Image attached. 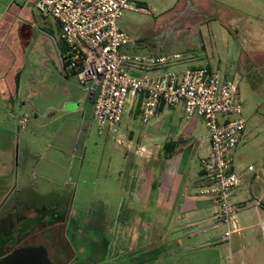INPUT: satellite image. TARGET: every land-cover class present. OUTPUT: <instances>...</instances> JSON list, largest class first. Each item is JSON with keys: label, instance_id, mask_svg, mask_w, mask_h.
Wrapping results in <instances>:
<instances>
[{"label": "rangeland", "instance_id": "rangeland-1", "mask_svg": "<svg viewBox=\"0 0 264 264\" xmlns=\"http://www.w3.org/2000/svg\"><path fill=\"white\" fill-rule=\"evenodd\" d=\"M130 2L147 12L126 9L118 20L119 27L131 38L128 52L164 56L170 71L219 69L237 85L247 129L234 155L235 166L254 167V172L245 173L246 179L259 175L264 167V0ZM32 10L40 27L51 26L61 42L59 22L44 19L36 9ZM14 40L11 33L8 43ZM59 56L32 68L28 85L31 98L23 94L11 102L0 98V199L14 190L6 199L7 205L15 202L24 206V211L32 209V215L39 208L46 217L39 238H54L64 250L63 264L72 255V264H130L129 251H141L146 246L141 242L134 249L127 224L135 219L134 215L145 219L155 207L154 199L157 204L161 194L156 189L152 197L145 192L143 203L132 204L127 190L131 183L129 172L137 168L142 179L148 170H154L157 177L167 158L166 143L176 141L179 146H187L185 149L193 148L200 140L208 144V129L201 117L187 118L182 108H165L149 124L142 123L137 109L125 115L120 136L100 135L92 102ZM138 73L152 75L155 68ZM18 118H26L24 125ZM218 119L223 120L220 116ZM199 164L198 157L192 159L193 168L198 170ZM132 207L137 210L131 211ZM259 207L264 209V201ZM221 233L222 228L215 229L208 236ZM248 233L241 228L231 243L220 244L216 253L229 251L230 247L243 250L247 240L241 234ZM252 234L255 244L249 250L254 256L238 264L264 263V257L260 259L255 254L258 247H264V234L260 228ZM123 242L128 256L117 259L115 255ZM2 243L3 240L0 246L5 242ZM44 244L53 261L50 244ZM28 246L43 245L35 241ZM199 254L200 249H189L188 262Z\"/></svg>", "mask_w": 264, "mask_h": 264}, {"label": "built area", "instance_id": "built-area-1", "mask_svg": "<svg viewBox=\"0 0 264 264\" xmlns=\"http://www.w3.org/2000/svg\"><path fill=\"white\" fill-rule=\"evenodd\" d=\"M35 7L44 19L59 22L66 45L64 68L91 98L100 135L120 136L125 115L137 109L144 124L162 108H182L187 118L204 120L210 148L200 160L199 192L216 206L210 229L222 228L219 241L231 243L241 230L233 194L245 182V173L255 170L235 166L234 155L247 129L237 85L219 69L170 71L164 56L128 52L131 38L118 20L126 9L147 12L130 0H36ZM154 68L152 75L138 73Z\"/></svg>", "mask_w": 264, "mask_h": 264}, {"label": "crops", "instance_id": "crops-1", "mask_svg": "<svg viewBox=\"0 0 264 264\" xmlns=\"http://www.w3.org/2000/svg\"><path fill=\"white\" fill-rule=\"evenodd\" d=\"M14 5L20 10H16ZM32 9H36L35 0H0V98L2 100L8 99L11 102L22 94L24 98H31L32 90L28 91V85L31 83L32 68L57 55H60V60L63 61L66 45L61 40V35L60 42L54 36L51 26L48 25L47 29L40 27V21L34 17ZM22 17L23 23L20 22ZM11 33L14 34L15 40L13 43H8ZM88 100L92 102L90 98ZM77 107L74 110H77ZM163 111L164 108L158 114ZM179 145L175 154L165 159L164 168L159 171L157 177L155 173L153 174L154 170H148L143 180L137 168L129 172L131 183L128 184L130 189L127 190L132 204L143 203L145 192L150 197L154 195L155 189L161 194L157 204L154 199L155 207L145 219L140 215H134L135 219L127 224L126 228L130 227L128 236L134 249L135 246L138 248L141 242L146 246V249L141 251L136 249L129 251L128 255L132 260L130 264H194L196 261L201 264H212L214 261L217 264H238L241 259H246L249 255L254 256L249 250L255 244L253 230L260 228L264 234V209L259 207L264 201V167L261 168L259 175L255 174L246 179L233 194V202L238 207L240 226L249 231L247 235L241 234L247 240L245 250L230 247L229 251L216 253L217 247L225 243L219 241V234L208 236V233L213 231L210 226L216 206L199 192L203 185L200 166L198 170L191 166L192 159L198 157L200 163V160L208 154L210 142L208 140L207 144L205 140H200L190 149ZM180 148L183 149L178 153ZM13 191L10 190L0 199V243L2 240L3 243L5 242L0 246V259L13 250L36 241L43 246L44 243L50 244L54 264H63L64 250L56 245V241L52 240L54 238L47 237L43 240L44 243L41 240L43 238H39L43 233V226H46V217L41 215L39 208H35L37 214L32 215L30 213L32 209L28 208L24 211L26 208L15 202L6 204V199ZM130 210L137 209L132 207ZM126 231H124L125 238H127ZM156 242L160 245L155 247ZM124 244L125 242L122 243L115 258L126 257L128 251L123 249ZM156 248L162 249L161 252H156ZM193 248L200 249V254L188 262L189 249L191 251ZM258 248L260 250L255 254L261 259L264 257V247ZM73 261L72 255L67 264H72ZM245 264L255 263L249 261Z\"/></svg>", "mask_w": 264, "mask_h": 264}, {"label": "water", "instance_id": "water-1", "mask_svg": "<svg viewBox=\"0 0 264 264\" xmlns=\"http://www.w3.org/2000/svg\"><path fill=\"white\" fill-rule=\"evenodd\" d=\"M0 264H54V262L46 247L22 246L2 257Z\"/></svg>", "mask_w": 264, "mask_h": 264}, {"label": "trees", "instance_id": "trees-1", "mask_svg": "<svg viewBox=\"0 0 264 264\" xmlns=\"http://www.w3.org/2000/svg\"><path fill=\"white\" fill-rule=\"evenodd\" d=\"M138 113H139V110H138ZM178 144L179 143L176 141H170V142L165 144L164 152H165V155L167 158H170L175 154V151L177 150Z\"/></svg>", "mask_w": 264, "mask_h": 264}]
</instances>
